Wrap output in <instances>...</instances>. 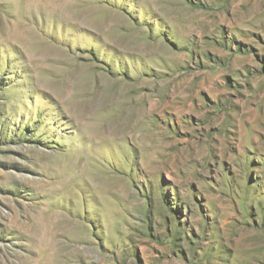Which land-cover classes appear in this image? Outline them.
<instances>
[{
	"label": "rangeland",
	"instance_id": "obj_1",
	"mask_svg": "<svg viewBox=\"0 0 264 264\" xmlns=\"http://www.w3.org/2000/svg\"><path fill=\"white\" fill-rule=\"evenodd\" d=\"M0 264H264V0H0Z\"/></svg>",
	"mask_w": 264,
	"mask_h": 264
},
{
	"label": "bare ground",
	"instance_id": "obj_2",
	"mask_svg": "<svg viewBox=\"0 0 264 264\" xmlns=\"http://www.w3.org/2000/svg\"><path fill=\"white\" fill-rule=\"evenodd\" d=\"M156 2V1H155ZM130 41V40H129ZM77 165V167H81V165H82V163H80L79 161H78V164H76ZM89 173V170L87 169L86 171H84L82 174L80 173L79 174V176L78 177H80V178H83L85 175H87ZM90 175V174H89ZM82 176V177H81ZM84 179V178H83ZM91 180V179H90Z\"/></svg>",
	"mask_w": 264,
	"mask_h": 264
}]
</instances>
